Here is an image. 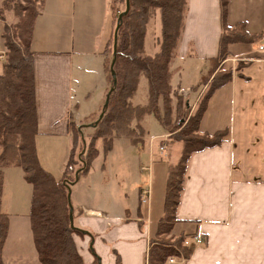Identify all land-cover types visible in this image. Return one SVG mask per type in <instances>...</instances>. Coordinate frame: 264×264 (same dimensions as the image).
I'll return each mask as SVG.
<instances>
[{
    "label": "crops",
    "instance_id": "1",
    "mask_svg": "<svg viewBox=\"0 0 264 264\" xmlns=\"http://www.w3.org/2000/svg\"><path fill=\"white\" fill-rule=\"evenodd\" d=\"M4 1L0 0V74L5 63V26L17 21L12 12H6L2 18ZM89 3L91 6L78 13L81 21L78 23L76 8L68 10L71 0H46L34 29L39 161L38 137L42 134L65 138L68 149L67 154H61L63 173L61 178L55 177L57 180L62 179L72 153L69 123L73 121L82 126L87 119L100 115L108 94L104 51L113 32L111 0H105V5L96 12ZM238 23H244L251 35L260 36V41L264 39V0H230L226 25L233 27ZM223 29L221 0H187L184 29L170 69L173 91L185 96L191 112L208 89L204 82L213 68L212 60L219 55ZM71 40L77 43L78 49L71 46ZM257 42L231 44L228 58L220 65L222 69L235 70L238 62L246 63L210 97L201 120V132L212 135L228 129L229 136L221 145L195 153L189 160L173 232L188 239L190 256L175 257L174 263L168 260L166 264H264V52L260 50L264 44L256 45ZM158 49L157 45L149 55L145 37L147 55H155ZM88 74H94L92 81L98 82L93 97ZM142 81L147 84V97L143 102L134 103ZM139 87L132 99L135 106L148 102L145 77L141 78ZM192 89L193 96H190ZM79 93L82 97L78 99ZM88 102L93 103L92 110L79 118L83 111H78V107ZM146 118L140 122L146 131L145 138L149 136ZM164 132L161 143H166L168 148L171 142L179 143L180 153L173 162L168 161L165 172L161 167L160 174L155 172L149 180L148 203L141 201V191L147 188L142 185L134 203L129 193L123 194L119 189V195L115 196L110 168L102 162L98 167L93 163L87 173H79V179L71 186L75 226L91 234H75L87 264L97 258L102 264H148L152 241L158 237V223L166 213L169 168L179 162L183 149L182 142L172 141ZM155 137L151 136V142ZM144 146L143 152L149 154L145 167L155 171L158 160L153 159L152 143L148 151ZM113 150L114 147L106 154ZM168 156L171 157L170 152ZM137 158L142 170L141 156ZM118 178L114 179V186ZM157 183L163 184L165 192L161 208L156 211ZM31 197L32 185L25 180L23 170L4 169L2 209L9 216L2 253L5 264H41L29 216ZM92 241L94 252L90 247Z\"/></svg>",
    "mask_w": 264,
    "mask_h": 264
},
{
    "label": "trees",
    "instance_id": "2",
    "mask_svg": "<svg viewBox=\"0 0 264 264\" xmlns=\"http://www.w3.org/2000/svg\"><path fill=\"white\" fill-rule=\"evenodd\" d=\"M45 1L5 0L1 12L3 19L5 12H12L17 21L5 26L6 62L0 74V264H5L2 253L9 231V216L2 209L4 169L21 168L25 180L32 185L29 216L41 264H87L75 240V234L84 233L71 227L66 182L75 181L77 170L81 169L80 174L90 170L98 156L96 143L100 139L104 142L106 152L115 138L124 136L138 141L137 134H144L140 122L149 115L156 116L172 141L183 143L179 162L169 168L166 213L158 223V236L170 232L176 222V208L180 203L191 156L221 145L229 136L228 129L219 130L212 135L201 132V120L210 97L216 89L232 79L234 71H241L246 63L238 62L235 70L222 69L220 65L228 58L231 44L260 41V36L251 35L244 23L233 27L226 25L229 0H221L224 29L219 55L212 60L213 68L204 82L208 84V89L199 98L193 112L185 101V110L190 113V117L184 118V121L183 117L179 118L178 123L173 124V96H177L179 101L177 113L183 109L184 103L182 96L173 91L170 64L184 29L187 0H130V11L123 17L119 29L114 65L117 84L110 95L109 105L105 108L103 118L93 126L95 133L89 144L83 137V128L78 127L75 130L72 128L75 126L74 122L69 123L73 130L72 153L62 179L57 180L41 165L36 145L38 117L32 41L36 20L44 9ZM110 8L113 32L104 51L108 91L114 86L110 69L113 46L110 60L108 49L111 41L114 45V30L119 14L126 9V0H111ZM154 16H159L161 24L157 38L159 49L155 55L149 56L145 53V37L149 20ZM142 77L148 82V102L135 106L132 99ZM79 138L82 149L78 151ZM185 239L184 235L173 242L164 241L162 237L154 239L149 250L148 264H165L172 256L188 258L190 252L184 244ZM92 264H100L98 258Z\"/></svg>",
    "mask_w": 264,
    "mask_h": 264
},
{
    "label": "rangeland",
    "instance_id": "3",
    "mask_svg": "<svg viewBox=\"0 0 264 264\" xmlns=\"http://www.w3.org/2000/svg\"><path fill=\"white\" fill-rule=\"evenodd\" d=\"M104 1L105 0H71L72 4L68 6V10L71 11V8L75 7L76 8V16H75L76 22L81 23V21H79L78 13H80V11L83 10L84 7H86L87 5L91 6L89 2L92 3L93 9L96 12L97 10L101 9L102 5H105ZM234 14H236L237 16L239 15L238 13H234ZM149 23L150 25H149L148 32L146 35V52L149 55H152L154 50H156L157 48V45H156L157 38L160 34V28L158 29V26H160L159 16L152 17L149 20ZM157 23H158V26H157ZM73 40L77 42L76 39H73ZM73 40L70 41L71 46L77 48V43L75 42L73 44L72 43ZM92 41L93 39L87 40L86 42H92ZM112 42L113 41H111L109 45V49H108V54H109L108 59L109 60L112 56V46H113ZM260 43L264 44V39L257 42L256 45ZM4 62H6V55L4 58ZM88 75H89L88 76L89 79L91 80L89 87H91L90 91L92 94L90 96L93 97V95H95L97 92L96 84H98V82L92 81L93 78L91 76H93L94 74H88ZM146 87H147L146 82L142 81L139 87V96L136 100H134V103L143 102L142 99L143 98L145 99L147 97ZM192 92H194L193 89L191 91L190 96H193ZM177 95L182 96L184 107L183 109L180 110L179 113L176 112L177 103L179 101H178L177 96L174 95L172 99V117H171L173 124L178 123L179 118L183 117V121H184V118L188 119L190 117L189 115L190 113L187 112V110H185V101H186L185 96L180 93H177ZM77 96H78L77 97L78 99L82 97L81 93H79ZM92 104H93L92 102L90 103L88 102L86 104H83V106L78 107L79 108L78 111L79 110H81V112L83 111V113H81L80 115L81 117L79 118H83L82 116H84V114H89L90 110H92L91 108H93ZM98 118H99V115H96L92 119L85 121L83 124L86 126L84 125L81 126L79 124L73 123L75 124V126H72V128H75V130L78 127L83 128L82 129L83 137L86 139L87 144L91 142L92 136L95 133V130L91 125L94 124L98 120ZM145 124L149 128V136L147 138H145L146 136L145 129H144V134H140V133L137 134V136L139 137L138 141H133L130 138L124 137V136L115 138L114 141L112 142L111 148L109 149L111 150L114 147V150L110 154L107 153L108 155L106 154V151H105L104 142L102 139H100L96 143L97 148L98 149L100 148V150L98 152V156L93 161V163H95L94 165L95 167H98V164L100 165V163L102 162V164L106 163L107 166L110 168L109 177H110V182L112 183L111 187H112L113 194L115 196H118L119 195V193L117 194L118 189L120 190L119 192L123 194L127 192L131 195L133 203L136 202V194L137 192L139 193V185H142L148 188L149 180L152 178V176H154L155 172H156V175L160 174V172L158 173V170L161 167L164 168V172H165V168L167 167L168 161L172 159V162H173V159L177 157L180 153V144L176 142L175 143L171 142V146L169 148L167 147V149L163 151L161 150V144L164 143V142L161 143V140L164 139L163 135L165 133L164 131L166 130L163 128V126L161 125V123L159 122V120L156 118L155 115H149L145 120ZM70 131H71V135H73L72 133L73 130H70ZM151 136H156L155 140L152 142L150 140ZM78 140H79V143L77 146V150L79 151L82 149V141L80 138ZM65 141H66L65 138H61V139L54 138L46 134H42L41 136L38 137V142H39L38 147H39V152L41 156V165L44 168L49 169L57 179L61 178L62 173H63V164H62L63 161H60L61 154L68 153L66 143H64ZM150 143H152V148L154 151L153 159L158 160V163H157L158 166L157 167L155 166V171L153 168H151V170H148L147 167H145L149 163V154L147 152L145 153L143 152L144 147H145L144 145L146 144V148L148 151ZM169 152L171 153V157L168 156ZM138 155L141 156L142 164L144 165V167H142V170H140L141 163H139V160L137 158ZM177 162H178V159L176 160V163ZM93 163L91 166H93ZM116 178H118V182H117V186H114L115 183H113V181ZM71 192H72V189H71ZM164 192H165V189L163 187V184L157 183L156 188H155L156 211L161 208V205L163 203ZM71 200H72V196H71ZM174 225L175 224H173V227ZM180 236H181L180 234L178 235V233L173 232V228H172L170 232L163 234L161 236H158V237H162L164 241L173 242L174 239L179 238ZM186 240L188 239H185V241Z\"/></svg>",
    "mask_w": 264,
    "mask_h": 264
},
{
    "label": "water",
    "instance_id": "4",
    "mask_svg": "<svg viewBox=\"0 0 264 264\" xmlns=\"http://www.w3.org/2000/svg\"><path fill=\"white\" fill-rule=\"evenodd\" d=\"M130 5H131L130 0H126V9L119 14L118 20H117V25H116V28L114 30L113 60L111 62V66H110L111 73H112L113 79H114V86L111 87L110 90L108 91V94H107V97H106V101L104 103V109L101 112V114L99 115L98 120L94 124L91 125L92 127L96 126L99 123V121L103 118V116L105 114V108L109 105L110 95L113 92V90L115 89V86L117 84V78H116V72H115V69H114V65H115L116 58H117L118 34H119V29L121 27V23H122L123 17L126 16L129 13V11H130ZM80 172H81V169L76 171V173H75V181H77L79 179V173ZM75 181L66 182L67 187H68V203H69V206H70V222H71L72 229H78L75 226V222H74V206H73V203H72V200H71V186L73 185V183ZM81 231L83 233L91 235L88 231H84V230H81ZM93 244H94V242L92 241L91 244H90V247H91L92 251L94 252ZM99 263L102 264L100 259H99Z\"/></svg>",
    "mask_w": 264,
    "mask_h": 264
},
{
    "label": "built area",
    "instance_id": "5",
    "mask_svg": "<svg viewBox=\"0 0 264 264\" xmlns=\"http://www.w3.org/2000/svg\"><path fill=\"white\" fill-rule=\"evenodd\" d=\"M260 50L264 52V45H261L260 46ZM165 149H167V144L166 143H163L161 145V150L163 151ZM149 197H150V189H148V188L142 189V191H141V201L143 203H148ZM185 244L187 246L190 245V243H189L188 240L185 241ZM168 260H169V262L174 263L175 262V256L170 257Z\"/></svg>",
    "mask_w": 264,
    "mask_h": 264
}]
</instances>
